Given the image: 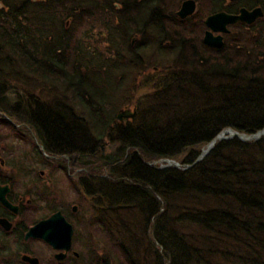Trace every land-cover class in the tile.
<instances>
[{"label": "trees", "instance_id": "obj_1", "mask_svg": "<svg viewBox=\"0 0 264 264\" xmlns=\"http://www.w3.org/2000/svg\"><path fill=\"white\" fill-rule=\"evenodd\" d=\"M80 8L89 15L79 22L100 28L99 16L92 14L102 11V2L86 1ZM46 21L38 15L21 20L18 12L0 17L1 50L11 54L0 58V124L31 126L49 153L79 154L99 169L102 161L101 238L110 255L119 264H149V259L154 264H264V135L217 141L193 164L223 129L255 133L264 128L260 42L249 50L203 45L197 54L175 53L176 63L154 77L152 89L135 102L137 116L127 122L116 117L127 102L124 77L117 72L119 53L83 54L60 29L52 42L57 21L49 33ZM98 35L102 41L101 28ZM52 43L58 48L49 52ZM39 47L43 59H57L59 65L25 68L64 86L56 112H23L12 102L22 90L14 83L22 75L14 66L34 60L30 52L37 54ZM123 62L136 64L129 57ZM67 92L74 109L62 100ZM51 103L43 100L44 108ZM106 139L113 144L109 154L100 151ZM164 158L182 167L159 168ZM188 164L193 165L185 168Z\"/></svg>", "mask_w": 264, "mask_h": 264}, {"label": "flooded vegetation", "instance_id": "obj_2", "mask_svg": "<svg viewBox=\"0 0 264 264\" xmlns=\"http://www.w3.org/2000/svg\"><path fill=\"white\" fill-rule=\"evenodd\" d=\"M86 1L90 0H0V17L15 12L21 20L38 15L40 21L47 20L42 23L45 29L52 30L55 27L53 19H58L61 13V24L65 25L61 33L67 38L72 35L68 41L78 48L79 32L86 24L79 21L89 15L80 10L81 3ZM100 1L102 11L92 15L99 16L103 41L108 38L110 51L119 53L118 67L123 65V57H129L136 62L135 68L140 66L138 72L158 71L159 66L155 65L158 62L154 60L156 53L150 56L145 53L157 45L169 53L196 54L203 45L207 49L229 45L249 50L252 42L259 41L264 47V0ZM206 35L217 42L221 37L222 46L205 43ZM60 36L53 34L49 39L53 42ZM57 48L58 44L52 43L48 51ZM30 56L36 58L31 62L19 61L17 66L19 63L22 66L59 65L57 59H43L40 47L37 54L30 52ZM34 77L45 81L38 83L36 91ZM152 79L148 74L147 80ZM27 81L24 84L28 85V91L20 92L17 98L14 96L12 102L19 103L23 112L58 111L57 82L36 76H29ZM43 100H51L50 107L44 108ZM62 100L74 109L73 95L65 94ZM0 126L6 128L0 136V264H102V251L92 248L94 235L100 239L102 233V204L98 202V197L102 199V161L99 172L91 171L90 158L79 154H47L27 124L3 123ZM15 128L22 136L16 135ZM93 166L96 168L95 163ZM54 170L59 172L60 180ZM61 172L66 175L72 193L78 196L77 202L61 203L65 193L60 184ZM91 203L95 204L94 209ZM87 209L91 210L93 219ZM53 216L55 219L44 229L58 240L56 245L39 235L42 227L37 226Z\"/></svg>", "mask_w": 264, "mask_h": 264}, {"label": "rangeland", "instance_id": "obj_3", "mask_svg": "<svg viewBox=\"0 0 264 264\" xmlns=\"http://www.w3.org/2000/svg\"><path fill=\"white\" fill-rule=\"evenodd\" d=\"M59 18L56 19L57 23H56V29H55V34H56V31L58 29H63L62 28V24H61V19L62 18V15L61 13H59ZM99 22H95V24H97ZM52 30H49V32H51ZM99 32H100V28L99 26H88V27H83L80 32H79V45H78V48L81 50V52L84 54V53H88V51L90 50H95V58H98L99 55H100V50L102 51H110L112 48H110L108 46V42H107V39L105 41H103V37H102V41L99 40ZM61 33V32H60ZM101 41V43H100ZM156 42V41H155ZM1 43V42H0ZM1 45L0 44V58L2 57V59H6V57H8L9 55H11L10 53L7 54V50L4 48L3 50H1ZM158 46V45H157ZM157 46H153V48L151 49H147L145 51V53L150 56L151 54H154L156 53V57L154 58V60H156L160 66H170L173 62L171 60V54L169 52H165L166 49H160V47H157ZM3 47V46H2ZM108 48V49H107ZM160 50V51H159ZM94 53V51H92ZM91 52V53H92ZM125 54L127 56H129V53L125 52ZM175 55V53H173ZM126 65L130 66L129 63H125ZM18 65V64H17ZM15 65L16 67H14V72L16 70H18L19 72L21 71L22 75L19 77V79L21 80V82L19 83L18 81H14V83L19 87L21 88L22 90L20 92H24L25 90H27L28 88V85L24 84L25 81H27L28 77L29 76H32V74H30L25 66H22L20 63L19 65L20 66H17ZM122 64L119 65L118 67V70L117 72L121 74L122 78L124 79V90H125V93L123 94V96L125 97V99L127 100V102H125V104L123 105V107H128L130 108L131 110L134 109V105H135V102L137 100H140L141 97H143V95L145 93H147L148 91H150L152 89V86L154 85V81H155V76H158L161 74L160 70L159 71H154L152 73V70L149 69V73H142L141 72H138L137 70H139L138 68H135L134 66H130L131 68H129L128 66H122ZM5 67H9V66H5ZM168 68V67H167ZM104 71L106 74H110V70L108 68H104ZM116 72V73H117ZM25 73H28L27 76H25L24 74ZM148 74H149V77H153L152 80H147L148 79ZM111 79H113V75L110 76ZM13 80H17V79H13ZM33 86H36L35 88V91L36 89L38 88V83L41 82V84H44L45 81L43 80H39V79H36L35 77L33 78ZM29 84H30V80L27 81ZM58 82V80L56 81ZM23 86V87H22ZM25 87V88H24ZM57 89H58V95L60 96V94L62 92H64V86H61L59 83H57ZM65 94H69V95H72L70 93H65ZM120 100H122V96L120 95ZM77 102V101H76ZM130 106V107H129ZM121 108V107H120ZM118 108V110L120 109ZM125 108V109H126ZM81 109L80 107H77L76 108V112H80ZM118 112V111H117ZM117 114V113H116ZM127 122H133L132 120H127ZM6 128L3 127V126H0V136L6 132L5 131ZM13 138V137H12ZM12 138H8L9 140L12 139ZM104 142H107L105 147L102 148V152L104 154H109L113 151V144H110L108 143V139L104 140ZM12 150H14L12 147H11ZM20 154H22V152H20ZM96 158V157H95ZM91 168V166H90ZM95 170V169H94ZM73 171V170H72ZM96 172H99V169L95 170ZM58 171L57 170H54V173L56 174ZM102 175H105L104 172L102 173ZM56 177H58V180H60V175H59V172H58V176L57 174L55 175ZM61 182L60 183L62 185V190L65 192L64 193V199L61 201L62 204L66 205L69 201H72L71 203L73 202H77L78 200L76 199L78 196L73 194L72 193V190H71V187H70V184L67 180V177L66 175L61 172ZM48 183H50V180H48ZM52 184V182H51ZM53 186H55V182H53ZM80 203V202H79ZM93 205L95 206V204H92L91 203V208L94 209ZM88 212H89V209H87ZM96 210H99V207L96 208ZM91 213V218L93 219L94 217H92V212L90 210ZM100 213L97 214V216H99ZM95 239H92V248H95L96 251H102V259H104V257H107L106 255H110V249H108L105 245V243L102 241V238L99 239V236L97 235H94ZM108 259V257H107ZM109 260V259H108ZM111 264H116L113 261H110ZM146 263V262H145ZM145 263H142V264H145ZM149 264H154V261L149 259Z\"/></svg>", "mask_w": 264, "mask_h": 264}, {"label": "water", "instance_id": "obj_4", "mask_svg": "<svg viewBox=\"0 0 264 264\" xmlns=\"http://www.w3.org/2000/svg\"><path fill=\"white\" fill-rule=\"evenodd\" d=\"M205 43L209 44V45H213V46H218L220 47L223 42H222V38L219 37L218 42L215 41L211 35H206L205 37ZM136 115V109L131 110L130 108L128 109H122L121 111H119V113L117 114V118L120 120H123L125 118H134ZM264 134V128L262 130H259L255 133H246V132H240L238 130L232 129V128H228V129H224L223 131H221L218 135H216L204 148H202L200 155L197 157V159L195 160L194 163H197L199 161H201L203 158H205V156L212 150V148L214 147L215 143L217 141L220 140H225V139H232V138H239L243 141H250V140H257L259 139L262 135ZM164 161L166 162L165 164H162L160 166V168H164V167H168V166H175V167H182V165L180 164V162L173 160V159H164ZM191 165H187L186 167H190ZM55 216H53L51 219L49 220H44L42 221L40 224H38L37 226H41L42 228H40L41 233H39V235H42V237H44L46 240H48L50 243L56 245L57 241L56 239H54L49 232H47L46 229H44L45 225L49 224L50 221L54 220ZM62 222L63 219H62ZM45 223V224H44ZM61 225V223H59ZM36 226V228H37ZM57 228H59V226L56 225Z\"/></svg>", "mask_w": 264, "mask_h": 264}, {"label": "bare ground", "instance_id": "obj_5", "mask_svg": "<svg viewBox=\"0 0 264 264\" xmlns=\"http://www.w3.org/2000/svg\"><path fill=\"white\" fill-rule=\"evenodd\" d=\"M170 54H171V60H172V62L175 64L176 61H177V60H176V57H177V56H175L173 53H170ZM228 128H232V127H227V128H225V129H228ZM232 129H233V128H232ZM223 130H224V129H223ZM223 130H222V131H223ZM258 131H259V130H258ZM220 132H221V131H220ZM220 132H219V133H220ZM219 133H218V134H219ZM46 153H47V154H52V153H49V152H46ZM53 155H56V154H53ZM91 171H93V170L91 169Z\"/></svg>", "mask_w": 264, "mask_h": 264}]
</instances>
